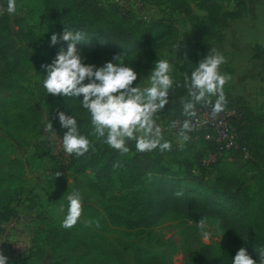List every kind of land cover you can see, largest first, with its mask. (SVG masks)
<instances>
[{
	"label": "rangeland",
	"instance_id": "obj_1",
	"mask_svg": "<svg viewBox=\"0 0 264 264\" xmlns=\"http://www.w3.org/2000/svg\"><path fill=\"white\" fill-rule=\"evenodd\" d=\"M99 1L107 4L112 0ZM140 2V7H133L130 2L125 7L137 17L159 18L177 27V36L169 38L155 53L158 60H167L173 66L174 81L182 79L202 59L194 39V26L205 31L212 29L206 3L186 0L190 8L187 11L174 0ZM15 4V13L6 14L7 0H0V35L7 47L8 61L4 72L5 60L0 57V73L4 72L6 81L12 84L10 89L0 91V232L12 212L13 217H22L25 223L23 235L18 237V253L3 246L9 256L7 264H196L202 246H208L215 257L235 256L242 247L221 227H213L216 222L213 218H207L206 230L211 232L208 240L200 234L197 223L183 221L173 213L147 229L128 230L114 225L102 211L87 178L76 174L74 166L59 168L64 165L57 157L66 160L67 156L54 127L53 132L46 129L48 121H52L44 102L45 73L41 66L50 64L61 47L66 49L63 43L50 46L51 35L63 32L61 13L50 10L47 14L43 0H15ZM218 4L220 14L235 12L241 5L237 15L227 17L217 27L220 37L211 39L210 51L216 49L225 59L219 66L220 74L231 78L223 92L243 97L251 105L256 125L264 134V67L254 58L256 46L264 50V0H218ZM99 44L97 51L84 49L86 63L114 62V56L125 59L113 43L101 40ZM131 56L130 53L126 58ZM13 64L14 73L8 74ZM151 70L145 71L136 85L147 86ZM197 138L189 137L186 142L191 147L176 156L166 155L163 163L182 172L188 167L210 179L214 176L213 167L203 168L196 160L197 153L204 150ZM173 141L179 146L185 143L181 138ZM232 157L225 155L222 163L232 167ZM247 159L240 157L238 173L250 176L253 164ZM210 160L205 159L206 163ZM260 166L264 169V159ZM57 172L62 175L56 177ZM74 190L82 197L81 217L71 229H64L61 223L67 214L66 197ZM61 206L64 212L60 211ZM88 221L91 223L85 227Z\"/></svg>",
	"mask_w": 264,
	"mask_h": 264
},
{
	"label": "trees",
	"instance_id": "obj_2",
	"mask_svg": "<svg viewBox=\"0 0 264 264\" xmlns=\"http://www.w3.org/2000/svg\"><path fill=\"white\" fill-rule=\"evenodd\" d=\"M189 11L186 0H174ZM47 14L50 10L60 11L63 30L82 32L85 40L77 45L84 57V49H99L100 41L113 43L122 52L124 66L135 70L137 80L141 75L155 67L158 56L155 50L165 45L169 38L178 34L174 23L159 18L145 20L137 17L133 10L110 1L107 4L99 0H43ZM210 14V30L194 26V39L202 59L210 52L211 39L220 37L217 27L225 23L227 17L239 13L241 2L235 12L223 11L218 0H204ZM216 29V30H215ZM7 47L0 35V57L5 60ZM132 54L131 58L126 56ZM254 58L264 67V50L256 46ZM201 59V60H202ZM86 65L97 68L104 64L99 60ZM15 64L9 67L8 74L14 73ZM4 72L0 73V91L10 89L12 84L6 81ZM191 74V72H187ZM169 93V103L157 113L168 117L171 121L185 119L184 104L191 101L187 90L183 87L184 77L175 81ZM87 83V81H85ZM180 86H176V85ZM46 92V90H45ZM226 103L224 110H233L230 117L241 145L248 148L250 157L246 160L253 164L250 176L239 174L238 163L242 154L239 151L220 153L214 141L206 137V132H189V137L198 136L196 141L204 146L197 153L199 166L213 167L214 176L207 178L204 173H193L187 167L186 172L173 170L163 163L166 155H178L191 147L189 142L179 146L171 138H164L172 144L171 151L163 153L157 148L151 152L139 153L135 141H128V153L121 155L118 150L101 143L92 133L91 116L83 109L80 101L83 97H53L45 94L44 102L57 136L63 141L67 129L62 128L57 113L65 112L77 121L78 132L85 136L95 150L89 149L84 156L77 158L69 155L68 164L59 167L62 170L73 167L76 174L85 176L88 185L98 197L102 211L114 225H120L128 230L147 229L153 227L163 216L173 213L183 221L198 223L201 218H213L229 238L246 249L250 258L259 262V254L264 250V169L260 166L264 159V134L256 125L251 105L240 96L224 92ZM213 104L216 96L210 97ZM194 103V110L203 102ZM193 133V134H192ZM163 142V141H162ZM216 153L215 160L204 165L202 159L205 151ZM235 153V154H234ZM233 155L229 167L222 163L225 155ZM182 192V196L175 193ZM14 212H12V216ZM11 216V217H12ZM10 217V216H9ZM1 219V217H0ZM8 219V218H7ZM6 219V220H7ZM5 220V219H4ZM235 256L224 254L218 257L212 255L208 246H202L197 255L196 264H232Z\"/></svg>",
	"mask_w": 264,
	"mask_h": 264
},
{
	"label": "clouds",
	"instance_id": "obj_3",
	"mask_svg": "<svg viewBox=\"0 0 264 264\" xmlns=\"http://www.w3.org/2000/svg\"><path fill=\"white\" fill-rule=\"evenodd\" d=\"M7 12L13 14L16 11L15 0H7ZM85 40L82 32H72L64 29L62 34H52L50 46L66 44V49L61 47L50 64L42 65L44 70L43 88L46 94L53 97H83L80 104L91 116L93 135L101 143L118 150L121 155L128 153L126 146L128 141H135L137 152H151L157 148L161 153L171 151L172 144L163 140L162 130L156 124L154 116L163 110L169 103V93L176 83L172 76V65L167 60L160 59L155 62V68L147 77L148 85L141 87L139 84L133 87L137 80V73L129 66H124L122 56H114V62L105 63L97 68L95 65H86L77 45ZM225 62L222 54L216 49L211 51L198 62L191 74L184 75L183 87L187 90L191 101L199 103L203 101L212 105V114H219L224 110L226 99L223 92L224 85L231 79L225 74H220L219 66ZM87 81V83H85ZM180 86V85H176ZM216 96L213 104L210 97ZM184 104L183 114L187 117L195 116L194 103ZM62 128L67 129L63 135V149L66 154H75L77 158L84 156L94 145L78 132L77 121L74 117L65 115V112L57 113ZM173 122V127H175ZM191 121L185 119L182 123L179 137L182 141H188L186 134L190 130ZM48 131H52L53 125L48 121ZM53 132V131H52ZM163 141V142H162ZM62 173L57 172L56 177ZM182 196V192L175 193ZM68 201L67 214L61 227L71 229L76 225L82 213V197L78 190H74L66 197ZM61 212L65 209L60 208ZM85 222V227L90 225ZM99 227V222H96ZM220 222L216 221L213 227L219 228ZM200 234L205 240L210 239L211 232L208 228L207 217L201 218L197 223ZM260 264H264V250L259 254ZM0 264H7V257L0 254ZM232 264H256L248 255L245 248H240Z\"/></svg>",
	"mask_w": 264,
	"mask_h": 264
},
{
	"label": "built area",
	"instance_id": "obj_4",
	"mask_svg": "<svg viewBox=\"0 0 264 264\" xmlns=\"http://www.w3.org/2000/svg\"><path fill=\"white\" fill-rule=\"evenodd\" d=\"M112 2L124 7L127 5V2L132 3L133 7L136 5L138 7L141 6L140 0H112ZM5 13L9 14L7 11ZM194 111L196 113L195 116L185 118L191 121L190 130L187 131L186 134L189 132H199L204 130L206 132V137L212 139L216 144L218 152L226 153L229 151H239L244 157L249 158L250 154L248 148L239 143L234 126L231 122L230 117L234 114L233 110H223L219 114L213 115L212 105L202 102ZM154 119L156 124L162 130L163 139L180 138L179 132L185 119H176L171 121L168 117L159 113L155 114ZM173 122H176L175 127H173ZM53 130L57 136L55 128ZM60 142L62 143L61 139ZM66 156V160H62L60 157H57V159L61 164L66 165L69 162V154H66ZM215 156V152L206 150L202 159L203 164L207 165L209 163H206L205 161L208 157L211 159L210 162H213L215 160ZM24 223L25 221L22 217L18 218V216H12L5 223L6 229L3 227V230L0 232V254L7 257V260L9 259V256L5 253L3 246L5 244L8 251H15L18 253L20 247L18 244V237L23 235ZM8 230H11V233L13 234L10 235L11 233H8Z\"/></svg>",
	"mask_w": 264,
	"mask_h": 264
}]
</instances>
